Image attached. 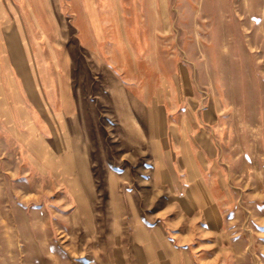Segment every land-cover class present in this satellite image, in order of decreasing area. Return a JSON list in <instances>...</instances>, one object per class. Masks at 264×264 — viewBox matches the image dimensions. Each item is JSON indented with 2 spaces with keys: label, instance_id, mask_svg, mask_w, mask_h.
<instances>
[{
  "label": "rangeland",
  "instance_id": "1",
  "mask_svg": "<svg viewBox=\"0 0 264 264\" xmlns=\"http://www.w3.org/2000/svg\"><path fill=\"white\" fill-rule=\"evenodd\" d=\"M46 1L51 41L0 3V264H264V0H96L99 53ZM52 49L78 113L46 150L6 115Z\"/></svg>",
  "mask_w": 264,
  "mask_h": 264
},
{
  "label": "crops",
  "instance_id": "2",
  "mask_svg": "<svg viewBox=\"0 0 264 264\" xmlns=\"http://www.w3.org/2000/svg\"><path fill=\"white\" fill-rule=\"evenodd\" d=\"M89 1L90 7L87 4V0H82L85 23L90 41L87 46L90 48V50L98 51L97 47L106 40V32L103 27V22L100 18L96 0ZM0 3L2 4V7L6 9L5 11L8 16L12 15V9L14 7L20 8V6L17 5L18 3H22V7L28 11L29 14H34L38 22L37 24L41 25L42 29L45 28L43 30L45 33L44 39L46 41H51L53 39V35L49 33L48 29H46V23L43 19V17L46 16L47 11L46 0H11L10 2H7V0H0ZM91 14H94V20L92 19ZM98 25L102 29V32L99 34L97 32ZM118 33L119 38L123 43L124 37L126 39L123 26ZM29 39L31 40V37H29ZM112 53L113 52H111V54ZM28 54L29 53L25 52L24 56H28ZM29 56L32 58V64L30 63V65L27 66L26 71L28 74L24 75V83L26 85L24 86L23 90L24 99L31 106L30 110L25 109V112H19L17 110L19 108L14 109L13 106V110H11V112L6 115V119L8 121L16 120L17 125L18 122H24L25 127H27L20 130V132L23 134H30L31 137L38 135V138L41 139V137L45 138L46 136H51L52 138H57L60 135L65 136V132L69 130L67 121L74 120V115L78 112L76 101L71 96L68 87L64 83L65 81H63V79L66 77V72L58 60L57 51L52 49L49 53H47V56L50 60V65L47 64V61L42 58L39 52H36L34 55L29 54ZM0 66L2 67V65ZM9 77L11 78L9 74L6 77H0V82L1 89L4 92L6 100L9 104L13 105V96L10 84L13 86L14 84L12 80H7ZM14 90L19 97V101L17 97L16 101L20 105V102L23 98L15 87ZM27 120L31 122V126L28 125ZM22 141L26 146H29L28 142L24 140ZM39 143L43 145V148L46 149L42 139ZM56 143L59 145V140H56ZM70 145V147L73 148V151L77 153V156H79L80 160L85 162L84 156H82L80 153L83 152L81 150L80 143H78L76 139H72ZM62 147L65 148L64 146ZM29 149L31 155H33L30 146ZM76 160L77 164L79 165V160Z\"/></svg>",
  "mask_w": 264,
  "mask_h": 264
}]
</instances>
